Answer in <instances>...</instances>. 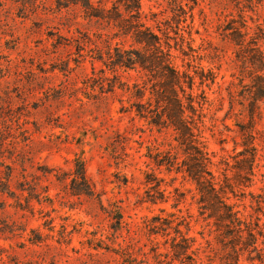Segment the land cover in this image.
Segmentation results:
<instances>
[{
    "label": "rangeland",
    "instance_id": "1",
    "mask_svg": "<svg viewBox=\"0 0 264 264\" xmlns=\"http://www.w3.org/2000/svg\"><path fill=\"white\" fill-rule=\"evenodd\" d=\"M92 2L124 11L129 0ZM141 11L163 42L169 32L174 66L194 76L210 169L261 254L250 260L246 231L228 234L203 210L186 171L195 160L177 133L136 114L150 89L140 98L134 84L152 81L120 65L119 54L137 47L131 35L80 4L0 0V264H189L172 240L182 218L199 264H264V71L248 59L253 39L264 51V0H141ZM251 145L254 176L242 183L240 152ZM78 161L90 193L74 180Z\"/></svg>",
    "mask_w": 264,
    "mask_h": 264
},
{
    "label": "trees",
    "instance_id": "2",
    "mask_svg": "<svg viewBox=\"0 0 264 264\" xmlns=\"http://www.w3.org/2000/svg\"><path fill=\"white\" fill-rule=\"evenodd\" d=\"M56 2L59 7H67L71 3L80 4L85 9L86 16L105 19L109 23L113 22L119 28L121 34L131 35L137 47L124 50L123 53L119 54L120 65L127 68L139 67L147 73L148 80L152 81L150 88L146 87L147 83L143 85L134 84L138 93L135 95L140 98H143L147 90L150 89L148 102L140 100L135 103L137 107L136 114L145 118L150 125L158 127L160 130L162 128H172L177 133L176 138L179 144L185 146V151L190 153L195 160L196 165L187 166L186 171L199 186L203 210H211V216L216 217L217 224L222 223L226 227V233L228 234L236 231L238 236L242 238L246 231V250L250 254L249 259L253 261L255 256H252V253L256 252L257 255H260L263 249L259 248L257 234L248 225L241 211L235 209L236 204L228 201L229 196H227L225 186L218 184L215 173L210 169V165H213L211 153L207 149L205 141L202 140L201 132H197L199 127L196 117H201L202 113H199V109L195 104L197 100L196 95L193 93L194 76L190 72L181 71L174 66L172 45L168 40L170 38L169 32H164L167 40L163 42V37L143 20L146 16L141 11V0L124 2L122 4L124 11L121 10L119 2L114 3L111 8L96 6L92 0H56ZM243 25L246 28V32L243 34L246 35L249 27L245 23ZM180 30L177 26L174 29L175 34L179 35ZM233 31L232 39L238 41L235 37L241 35L242 30L235 29ZM243 41L237 43L243 45ZM253 42L254 47L250 48L252 52L248 59L252 63H260L261 70L264 71V51L259 44V38L253 39ZM256 75V94L264 97V72ZM153 100L155 102L154 107L152 106ZM197 103L199 107H203L202 103L199 101ZM257 151V147L251 145L240 152V155H245L242 160L245 166L243 172L240 168L241 170L236 175L242 178V183L244 180L246 183L252 181ZM170 156L171 154H168V156L166 155L158 161L160 164H169L172 162ZM78 163V172L74 180L82 183L85 187L84 191L90 193L92 189L86 176L84 163L82 161H78ZM224 177L226 180L230 179L227 174ZM244 185L247 186L248 184ZM215 200L218 204L216 209L214 208ZM173 221H169V225ZM184 221L182 218L176 223L175 233L177 235L172 239L173 246L190 259L189 264H199L198 260L188 253L194 245L195 239L182 232L180 226L184 224ZM117 222L118 225L121 224L120 218ZM186 227L188 230L190 229L187 223ZM258 233L264 237L262 231Z\"/></svg>",
    "mask_w": 264,
    "mask_h": 264
}]
</instances>
